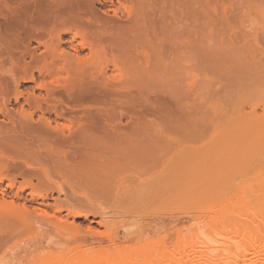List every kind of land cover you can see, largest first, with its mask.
Instances as JSON below:
<instances>
[{"label": "bare ground", "instance_id": "obj_1", "mask_svg": "<svg viewBox=\"0 0 264 264\" xmlns=\"http://www.w3.org/2000/svg\"><path fill=\"white\" fill-rule=\"evenodd\" d=\"M124 1L139 4L138 8L133 7L134 11L137 10L136 15L132 14L136 18L139 16L140 18H137L139 20H135V16L132 17L134 21L130 18L132 16L130 13L134 12L131 10L127 12V17L130 14L128 20L132 19L133 22H120L122 19L117 16L118 12L115 9L113 12L116 18L110 19L106 12L98 8V5L102 4L101 0H0V117L3 118L0 119V253L8 249L0 257V264H16L18 251L13 247L16 241L29 238V244L32 245L46 239L48 233L54 229L62 234L70 231L72 227L77 231L74 226L75 221L69 222V218L74 220L83 216L88 219L89 214H94L95 211L92 210L86 213L82 212L83 210L69 211L66 208L67 215L62 216L66 202L65 205L64 203L60 205L59 201L54 205L45 203L48 199H53L54 196L50 197L55 192L61 195L71 190L69 194L72 195V191L79 189L81 191L78 197L75 191L76 196L69 195L71 199L67 198L70 203L76 202L85 207L87 202L92 200L107 202L114 214L121 213V216L124 214L130 218L131 216L144 218L143 215H146L144 213L149 209H155L154 212L157 211L153 213L154 218L159 220L163 218L165 209L175 211V208L179 207L176 205L182 201L180 205L183 207L189 200L197 203L196 200L202 195L205 198L200 197L199 203L213 199L209 197V193L207 199L204 193L207 188L215 192V183H218L221 191L219 189L218 192L211 191V193L216 195L214 199H218L222 189L226 190L229 184L221 180L220 176L224 175L223 173L226 172L230 176L228 171L238 168L235 171L241 169L245 175L259 165L261 159L263 161L264 103L236 107L230 111H223L224 114L219 112L222 114L216 115L217 118H211L212 109L209 114V110L205 111V108L200 106L204 103H194V101L198 102L196 100L199 97L192 98L188 88L184 90L185 93L178 92L174 100L159 96L155 100L148 97L143 102L138 101L140 97L134 92H138L141 96L146 88L144 86L147 85L142 82L145 76L137 75L141 71V74H144L143 62L139 60L143 58L133 57L128 53L129 48H134V43L132 47L127 46L126 50L125 45L120 46V43L128 44L125 34L131 33L127 30H131L134 35H142L141 40L149 39L145 34L154 33L149 31V28L152 29L157 21L154 24L148 22L149 12L152 10L146 13L142 8L143 4L149 2L148 0L145 3V0ZM147 6H150V3H147ZM144 13L149 16H145ZM149 23L153 25L152 28ZM170 25L167 24L168 27ZM167 26L163 30L170 28ZM146 27L147 33L144 32L143 35ZM68 33L72 34L73 41L80 38L79 48L89 49L91 54L87 57L81 56L78 54L80 51L78 46L72 43L71 49L76 53L63 51L62 45L65 43L63 35ZM114 39L120 41L116 40L119 45L115 44ZM127 39L131 44L132 39L129 40L128 37ZM33 41L45 47L46 55L41 57L34 53L31 49ZM149 41L152 42L150 39L147 44L145 41L141 42L142 44L145 42L149 47ZM261 41L256 38L253 43L258 44ZM116 45L117 48L126 51V55L125 53L115 55L109 59L106 49L116 48L114 47ZM151 45L152 43L150 47ZM156 48L154 50H158L160 46ZM147 59L144 57L146 64L149 63ZM129 64L132 67H129ZM111 65L114 74L105 78L104 74ZM126 65L131 68L132 74H128ZM123 68L127 69L128 73H125ZM36 74L41 80L37 83L36 89L25 94L20 90L21 84L36 83L38 78ZM47 78L49 80L46 81ZM36 90L41 93L36 95ZM188 95H191L190 98ZM21 97L25 98L27 108L19 104ZM12 99H15L20 110L9 107ZM64 99L67 101L65 102ZM190 99H194L193 102H190ZM63 107L72 111L82 110L83 114L77 118L65 119V123L55 122L53 125L54 121L50 115L54 113L56 116H62L58 113L60 112L58 108L63 112L65 111ZM152 111H159L164 116H168L173 126H178L180 129H177L187 136L185 139L188 143L199 142L200 147L187 145L175 148V145L168 143L165 138H162L163 142L161 138L155 140L144 130L136 127V124L132 125L129 132L122 129L120 117H132ZM200 114L203 116L197 120ZM36 115L38 119H34ZM173 116L175 118L172 120ZM157 140L160 141L159 144L156 143ZM237 173L242 174L240 170ZM54 176L60 179L66 178L64 185L69 190L64 189L59 179L60 182L56 183ZM214 177L217 179L215 180ZM18 178L23 180L19 184ZM191 178L194 180L192 181ZM189 179L191 182H188ZM229 180L231 181L230 178ZM5 181L8 182L6 188H4ZM217 181H221L220 184ZM222 184H226L227 187L226 185V188L223 187ZM64 190L68 191L64 192ZM26 194L30 196L29 199L25 197ZM210 196L213 197L212 194ZM97 212L102 218L99 225L105 227L109 222L106 213ZM147 215L150 219V213ZM170 219L175 221L176 217L172 214ZM79 227L78 232H81L83 228L79 229ZM82 232L85 233V237H94L97 233L91 227ZM110 233L105 235L108 236ZM118 237L115 239L118 240ZM110 240L113 243V240ZM152 241L155 242V239ZM156 242L161 246L158 240ZM155 245L154 243L146 245L147 248H144L146 252L141 250L146 258H149L147 254H151V258L159 260L158 264H184V261L175 256L168 257L169 253L165 254L168 257L166 259L164 252L168 250L164 249L163 245V249ZM114 246L118 245L114 244ZM123 247L125 248L126 245ZM122 248L116 249L111 257L106 258L107 260H99L100 264L127 262L134 264L135 262L132 261H135L133 259L137 253L139 254L140 249H143V245L138 248L136 245V249L133 247V250ZM157 248L161 254H158ZM154 253H156L155 257L152 255ZM83 254L82 251L77 252L71 259L75 261L79 259L80 264H92L93 258L90 254L85 256ZM144 254L140 253L139 256ZM106 255L104 254L103 257ZM52 256L48 250H42L38 256L33 255L31 260L43 262ZM127 256L131 258L126 261ZM56 257L54 255L55 260ZM74 262L70 264H76ZM257 264H264V261Z\"/></svg>", "mask_w": 264, "mask_h": 264}, {"label": "rangeland", "instance_id": "obj_2", "mask_svg": "<svg viewBox=\"0 0 264 264\" xmlns=\"http://www.w3.org/2000/svg\"><path fill=\"white\" fill-rule=\"evenodd\" d=\"M101 1L102 4H99L98 8L102 12H106L112 20H115L116 18L113 12L115 9L118 12L117 16H120L122 19L120 22H131L133 19L132 17L136 15L137 11H134V9L139 7L138 3H126L124 0H112V2L109 0ZM148 1L149 2L147 3H150V6H147L145 0L144 3L146 5L143 4L144 7H142L146 13H148L149 10H152L150 11L151 13L149 12L151 18H148V20L150 19L148 22L154 24L155 21H157V23L154 24L155 27L149 23L150 27L152 25L153 28H155L154 30H152V27V29L149 28V31H154V35L151 32L152 35L150 33H148L149 35L145 34V36H148L152 41L148 42L149 47L146 45L149 39L147 38L146 40V38H143L141 40L140 36H143L139 34L137 35L135 32L138 31L135 30L133 31H135L134 33L136 35H134L131 30H127L128 33H131L125 34L128 44L125 42L126 40L123 41L125 43H120V46L125 45V50L127 49V46L132 47V44L134 43V48H129V50H127L128 53H130V56L133 55V57L137 56L138 58H143H140L139 60L140 62L142 60L143 67L145 65L144 68L141 66L142 70H144V74H141V71V73H138L137 75H139V77L140 75L143 77L145 76L142 82L144 81V85H147L144 86L146 88L144 92L141 93V96H139L138 92H134L135 95L140 97L138 98L139 102H143L148 97H152V99L155 100V98H158L159 96H164L167 100H174L178 92H181L182 94V92L188 88L191 91L190 94H192V96L188 95L189 98L190 96L194 99L199 97L196 100L198 102L194 101V103H204L205 107L204 104L200 106L203 109L205 108V111L209 110V114L212 109L213 113L210 114L211 118H217L216 115L221 116L222 113L224 114L223 111H230L233 108L236 109V107H246L248 105H260L264 103V46L262 47V45H264V0ZM131 10L135 13L132 12L130 14L135 15L130 16L129 14L132 19L128 20L129 16L127 17V12H131ZM146 13H144L145 16H149L148 14L146 15ZM137 18L140 17L137 16ZM137 18L135 16L134 19L136 20ZM167 24H171L169 26L170 28ZM166 26L169 28L167 29L168 31L163 30ZM147 27L145 31H143V35L144 32L147 33ZM161 30H163L164 33ZM141 32L142 31L138 33ZM122 36L121 38L124 40V37ZM127 37L129 40L132 39L131 44ZM256 38L258 41L261 39L263 44L262 41L258 44L256 42L253 43ZM114 40L115 44L119 41L118 39ZM63 41L65 42L62 45L63 51L72 54L76 53L71 49V46L73 44L79 48L80 38H76L73 41L72 34L68 33L63 35ZM141 41H145L146 44L145 42L142 44ZM118 43L117 45H119ZM151 43L152 45L150 47ZM260 43L262 45H259ZM256 44L260 47H256ZM117 45L114 46L116 48H112L113 50L110 49V47H107L106 53L109 59H112L115 55H123L126 52L120 47L117 48ZM158 45L161 49L154 50ZM31 49L38 56L42 57L46 55L45 47L35 41L31 43ZM79 50L78 54L81 56L87 57L91 54L89 49L81 50L79 48ZM124 55H126V53ZM143 56L150 60L147 59L150 63L147 62L149 65L144 62ZM131 64H129V67H132ZM132 65L134 66V64ZM126 66L123 67L126 68ZM129 67L127 66L128 70L123 68V71L127 70L129 73L127 71L125 73L132 74L131 68L129 69ZM113 74L114 69L111 65L107 69L106 74H104V77L108 78ZM36 76L39 78H37L36 83H22L20 90L26 94L27 92L31 93L33 89H36L37 83L41 80L38 74H36ZM45 80L47 81L49 79L47 78ZM189 90L186 91L188 94ZM40 93L39 90H36V95H39ZM24 97L26 98L27 95ZM25 98L21 97L19 99V104L25 106ZM194 99H190V102ZM64 101L66 102L67 99H64ZM9 107L14 108L15 110H20V106L15 102V99L11 100ZM25 108H27V106H25ZM63 108L65 109L63 112L58 108L60 111L58 113L60 115L62 114V116H56L54 113L50 115L54 121L53 125H55V122L65 123V119L77 118L83 114L82 110L72 111L65 107ZM209 114L207 115L208 117L210 116ZM38 115L40 116V113ZM213 115L215 117H213ZM200 116L203 115L200 114L198 119L197 116H195V118L199 120L201 119ZM174 118V116L171 117L172 120ZM0 119L3 118L0 117ZM34 119H38V116L36 115ZM120 119L121 127L125 131L129 132L132 129V125L136 124V127L138 126L139 129L144 130L145 133L149 134L155 140L161 138L163 142L162 138H165L168 143L174 144L175 148H182L187 145L200 147L201 145L199 142L188 143V140L185 139L187 136L183 135L184 132L179 130L180 128L178 126H173L170 118L164 116L159 111L133 115L132 117L123 116L120 117ZM216 125L218 124H215V126ZM210 130H208L209 133ZM206 133L209 135L208 132ZM158 142L160 141L157 140L156 143L159 144ZM262 158L263 161L261 159V163L256 165L253 170H249L245 175H243L241 169L239 170L242 174L237 173L239 170H237V172L235 170L238 168H235V170L234 168L232 170L230 169L228 171L230 176H228L226 172L223 173L224 175H221L220 173V178L222 177L221 180L229 183L228 187L226 185L227 183L225 184L227 188L222 184L226 190L224 188L222 189V193L220 192L219 194V196L222 194L220 198L218 196V199H214L215 194L213 193L218 192L219 189L221 191V185L219 186L220 188H218V183H215V192L212 189L207 188L204 193V196L206 195L207 199H209L207 193H209V197L213 199L209 201L204 200L199 203L198 200H201L200 197L203 199L205 198L202 195L196 200L197 203L189 200L184 203L183 207L180 205L183 203L182 201L179 205H176L179 207L177 209L175 208V211L168 208L165 209L163 211L165 213H163V218L159 220H155L154 218V214L157 211L154 212L155 209H149L150 211H147V213H150V220L149 217H147V213H144L146 214V218L143 214L144 218H141V216L138 218H132L131 216L130 218V216L128 217L126 215V217L124 214L121 216V213H119L120 215L114 214L109 206L110 204H106L107 202L102 203L92 200L87 202L85 206L86 208L80 206L76 202L70 203L71 201L68 200L69 198L71 199L70 196L75 195L76 193L78 197L81 190L78 189V191H76L75 189L76 192L74 191V193L72 191V195L69 194L70 190L67 192V195L65 191H68L69 189L64 185L66 183L65 180L67 179L60 176L61 180L59 177L57 178V176H54L55 182L59 183L61 181L60 183L64 185V189L68 190H64L65 193L61 195H58L56 192L53 193L50 197L52 198L54 196L53 199H48L45 202L46 204L48 202L50 205H54L56 202L58 203V201L59 204L64 203L63 205H65V202L66 205L69 204L68 206H63L65 207V211L62 212V216L64 217H66L68 213L66 208H68L69 211L83 210L82 212L86 213L87 211L92 210V212L95 211L97 215L94 212V214H89L88 219L83 216L74 220L69 218V222L75 221L74 226H76L77 231H75V227H72L74 230L70 229V231L68 230L62 234L57 233L54 229V231L52 230L48 233L46 239L37 244L30 245L29 238L16 241V243L13 244V247L18 251L15 263L65 264L66 261L69 260L68 263L70 264L75 261V259H71V257L74 256L73 254L82 251L84 252V256L90 254L93 258L91 260L92 264H98L99 260L101 261L111 257L114 251L120 247L122 248V246L126 245L125 248L123 247L124 249L133 250L136 245L137 248L143 245V249H140L139 254L137 253L135 259H133L135 261L130 260L135 262L134 264H147L149 261L151 262H149V264H158L160 263L159 260L157 261L156 258H154L155 260L151 258V254H147L149 255V258H151L150 260L148 257L146 258L144 254V252H146L145 249L147 248L146 245L151 243L152 245L153 243L155 245L158 240L161 243V246H159L158 243L156 244L158 246L155 245V247L162 248L163 245L164 249L168 250L167 252H164V256L166 253H169L168 257L175 256L176 258L181 259V261H184V264L186 262V264H257V262L264 261V157ZM234 172L237 174H234ZM223 176H226L225 178L228 180L226 181ZM194 178L197 179L196 177ZM194 178H191V180L193 181ZM229 178L232 181L231 184ZM216 179L217 178H215V180ZM191 180L187 181L191 182ZM22 181V178L17 179L18 184ZM212 182L214 181L212 180ZM217 182L220 184L221 181ZM7 184L8 182L5 181L4 188L7 187ZM205 185L208 184L205 183ZM211 191H213V193H211ZM211 194L213 197L210 196ZM26 195L27 196L25 197L29 199L30 196L28 194ZM76 208L78 209L76 210ZM96 210L104 211V213H106L105 215L109 221L107 222V225H105L107 228L99 225L102 218L98 216L100 214ZM172 214L176 217L175 221L170 219ZM147 218L149 221H147ZM77 224L80 226H78L79 229L83 228L80 230L81 232L87 231L89 227H91L97 232L96 235L94 237H85L84 232H82L83 234L78 232ZM106 231L107 233H111L106 236ZM98 234L101 235L98 236ZM114 235L115 237H118L119 235V239H115ZM110 239L113 240V243ZM153 239H155L156 243L152 241ZM114 244L118 246H114ZM7 250L8 249L1 252L0 257ZM42 250H48L53 256L49 257V259L43 260V262L40 260L33 262L31 260L32 256H38ZM141 250H144V252ZM74 251L76 253H74ZM103 253L107 255L103 257ZM140 253L144 255H141L140 257ZM155 254L156 253L152 255L154 256ZM158 254H161L159 250ZM54 255L55 257H60L59 259L62 258L61 261L57 257V260H55ZM168 257H166V259ZM66 258L69 259L67 260ZM81 258L82 257L80 256V260ZM128 258H131V256H127V258L125 257V260L127 261ZM77 261L78 264H80L79 259ZM77 261L74 263L77 264Z\"/></svg>", "mask_w": 264, "mask_h": 264}]
</instances>
